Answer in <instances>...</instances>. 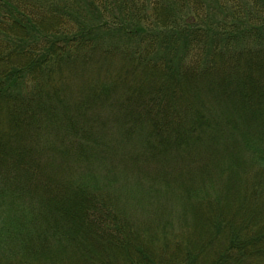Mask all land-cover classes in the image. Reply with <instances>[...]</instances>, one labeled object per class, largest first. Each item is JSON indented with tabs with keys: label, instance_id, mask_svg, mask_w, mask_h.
Segmentation results:
<instances>
[{
	"label": "trees",
	"instance_id": "16d2710c",
	"mask_svg": "<svg viewBox=\"0 0 264 264\" xmlns=\"http://www.w3.org/2000/svg\"><path fill=\"white\" fill-rule=\"evenodd\" d=\"M0 264H264V0H0Z\"/></svg>",
	"mask_w": 264,
	"mask_h": 264
}]
</instances>
